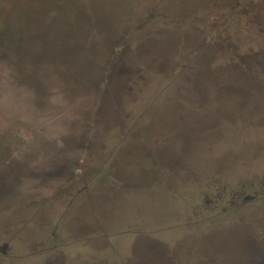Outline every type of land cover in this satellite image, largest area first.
I'll list each match as a JSON object with an SVG mask.
<instances>
[{"label": "rangeland", "instance_id": "374dc122", "mask_svg": "<svg viewBox=\"0 0 264 264\" xmlns=\"http://www.w3.org/2000/svg\"><path fill=\"white\" fill-rule=\"evenodd\" d=\"M163 1L165 3L156 4V7L166 9L158 10L157 14L160 12L167 18L150 23L154 28L148 35L164 37L166 31L162 30L170 28V33L178 32L182 36L180 40L183 49L171 50L168 55L170 57L168 59L172 61L171 68L152 74L144 89L139 93H133L131 102L128 100L130 104L127 103L125 109L128 114L130 112L134 114L129 125L126 124L128 115H122L121 111H118L125 126L121 134L115 124L110 123L106 127L103 123L97 125L89 123L87 129L92 142L86 140L79 145L80 148L89 151V155L85 158L88 164L90 155L96 158L105 155L106 148L101 147L102 143L106 144L105 147L111 148L108 157L114 155L128 139L145 144L146 139L141 131L139 135H134L137 128H142V122L150 116L149 112L145 113L152 107L160 108L164 104L171 105L175 101H181L182 104L179 106L182 108L174 112V117L178 118L173 119L171 128L179 125L183 133L190 135L193 139L190 144L194 146L195 152L189 159L188 176L172 185L165 195H159L176 203L171 222L183 224L181 227H174L176 231L171 235L183 242H186L187 238L182 235L189 237L187 244L182 243L180 253L188 262L202 259L198 253L195 255L184 253L188 251L187 246L191 248V245L192 248L200 245L202 248L208 246L217 248L226 244L237 252L241 250L244 252L252 245L253 239L256 242L259 240L257 236L264 235V0ZM136 7L138 6L129 7L127 10V15L133 21H136L141 13L140 8ZM189 32L198 40L192 46L190 53L186 54ZM133 44L130 42L131 46ZM75 49L76 41L74 51ZM117 51L113 53L114 51L111 50L99 56L94 64L97 69L94 77L95 94L102 103L99 109L100 118L107 114V105L111 102V89L116 82L113 78L116 77L117 67L126 57L121 46ZM203 54L209 59V68L215 70L226 68L227 73L224 71L222 73L221 70L217 73L228 83L227 86H222L208 81V78L207 81L203 79L200 92L194 95L192 90L188 91V88H183L181 84H186L189 68L194 66L196 59ZM74 55L61 58L56 53L55 59L66 68L67 72L74 73L76 78L77 75H85L86 72L83 71L84 63L77 61L81 60L78 59L81 57ZM32 62L34 74H39L45 60L36 58ZM29 82L27 81L26 84L28 85ZM223 91L225 92L222 93ZM218 94L222 100L218 98ZM188 96L191 99L199 97L198 100L195 99L198 103L195 107L199 109L192 108L193 110L187 111L184 115V106L190 105L184 102V100L188 102L186 99ZM140 103H144L142 108H139ZM184 116V120H181ZM204 117H207V122L203 121ZM18 127L21 132L16 131ZM14 129L17 150L33 143L35 136L33 134H36L34 127L19 123ZM103 135L107 142L101 141L100 137ZM109 162L107 159L102 167L108 166ZM87 164L82 167H86ZM81 169V166L74 165V162L65 167L58 165L51 174L49 173V177L46 175L48 181L40 183L41 187L36 196H32L33 206L37 204V207H45L46 205L38 202L43 199L54 203L56 200L74 197L77 190V196L83 197L89 189H94L95 185L100 187L99 181L104 174L101 168L91 178L83 176ZM153 188H145L143 195L157 197V194L153 193ZM121 196L139 197L129 191ZM121 196L115 197L121 198ZM245 196L247 198L240 202ZM205 200L208 202L205 203ZM27 202L24 198L20 200L21 204ZM129 207L128 212H134L129 210ZM64 210L65 206L57 207L56 213L58 211L59 214H64ZM52 220L49 225L44 226L46 231L39 236L37 234L32 240L33 245L47 246L48 243L56 244L55 241L62 239V236L57 238L54 234L59 218L55 217ZM185 221L190 223L187 224ZM39 225L38 222H34L30 227L38 233ZM134 226H136L135 222H131L124 230L129 233L134 230ZM151 229L147 231L150 232ZM152 234L165 238V234L161 231ZM101 235L104 236L103 233ZM4 242L11 246L17 245L13 240L0 234V246ZM155 243L156 241L151 237L141 236L136 239L135 248L144 252ZM109 250L111 251L112 248ZM247 258L246 254L241 253L237 263L246 262Z\"/></svg>", "mask_w": 264, "mask_h": 264}, {"label": "water", "instance_id": "95a60500", "mask_svg": "<svg viewBox=\"0 0 264 264\" xmlns=\"http://www.w3.org/2000/svg\"><path fill=\"white\" fill-rule=\"evenodd\" d=\"M131 27L134 28L133 31H125L122 25L111 26L106 31V35L109 36L119 33L117 35L121 36L119 45L126 57L116 69V77L113 78L116 82L110 95L111 102L107 105V114L103 118L99 116L102 103L95 94L94 77L97 69L94 64L99 56L108 52L106 45L104 48H98L96 39H90L86 46L81 44L77 47L81 52L86 49L88 53L86 56L81 55L82 59L78 58L83 61L77 60L84 63L83 71L86 74H79L76 78L74 73L67 72L56 59L51 60L56 56V52L52 57L42 55V51H39L40 45L35 41L28 44V53L26 52L23 58L19 59L17 55L10 53L8 59L0 60V234L17 243L14 246L24 249L38 247L33 245L32 240L37 234L39 236L45 232L44 226L49 225L52 219L57 217L59 223L54 232L57 238L68 236L74 240H83V246L90 249L86 250L83 247L85 251H91L96 247L109 250L105 235L117 222L108 214L114 213L112 208L107 209L101 205L93 208L94 212L78 208L62 216L58 211L56 213V208L60 205L49 203L45 204V207H37V204L33 206L32 196H36L41 187L40 183L48 181L47 176L58 165L65 167L74 162V165L81 166V174L88 178L101 168L104 174L99 181L100 187L95 185L94 189H89L83 196L93 198L97 204L103 199H116L118 198L116 195L121 196L128 191L139 197L121 196L122 199H163L164 197L159 195H165L172 185L183 181L190 173L189 159L195 152L194 146L190 144L193 139L183 133L179 125L171 128L173 119L178 118L174 117V112L182 108L179 106L182 104L181 101H175L171 105L164 104L160 108L152 107L145 113L149 112L150 116L134 134L137 136L141 131L146 139L145 144L128 139L109 158L111 148L105 147L106 144L102 143L101 147L106 148L105 155L102 154L100 158L90 155L89 163H86L85 158L89 151L80 148L79 144L86 140L92 142L87 124L103 123L106 127L110 123L115 124L121 134L125 126L118 111H121L122 115H128L126 124L129 125L134 114L132 112L128 114L125 109L126 105L130 104L128 100H131L133 93H139L144 89L152 74L171 68L172 61L168 59L171 50L183 49L180 40L182 36L178 32L170 33V28L162 30L166 31V36L161 37L148 35L154 28L151 24L147 26V23L140 24L137 20H132ZM101 36L103 35H98ZM187 40L188 47L187 50L184 49L186 54L190 53L198 39L189 32ZM130 42L134 44L131 46ZM57 54L64 58L62 53ZM36 58L45 60L39 74L33 72L32 61ZM208 60L205 54L197 58L195 65L189 68L186 84H181L183 88H188V91L192 90L194 95L200 92L203 79L207 81L208 78V81H213L217 85L227 86V80L220 78L217 73L218 70L227 73L226 68L211 69L208 67ZM39 75L41 76L36 78ZM27 81H30L28 85ZM189 96L186 98L188 102L186 100L184 102L191 106H184V115L187 111L193 110L192 108L199 109L195 107L199 97L191 99ZM142 106L144 103H140L139 108ZM184 118L185 116L181 120ZM203 121L207 122V117H204ZM19 123L34 127L36 134H33L35 136L30 146L17 150L14 127ZM100 139L106 141L104 135ZM106 158L110 161L109 165L102 167L107 161ZM85 164L87 166L83 168ZM150 187H154L153 193L155 192L157 197L143 195L144 190ZM21 197L28 202L21 204ZM172 202L174 203L173 200ZM34 222L40 224L38 233L30 227ZM96 231L100 234L102 232L104 236L89 238L92 237V232ZM0 247L4 250L12 248L5 242Z\"/></svg>", "mask_w": 264, "mask_h": 264}, {"label": "flooded vegetation", "instance_id": "af4514ba", "mask_svg": "<svg viewBox=\"0 0 264 264\" xmlns=\"http://www.w3.org/2000/svg\"><path fill=\"white\" fill-rule=\"evenodd\" d=\"M76 169L78 170V167ZM77 193L78 190L74 197L56 200L54 203L44 199L38 202L44 205L52 203L65 206L62 216L70 210L76 211L78 208H84L88 211H93V208L101 207V205L107 209L112 208L114 213L108 214L111 219L117 222L111 226L109 233L105 235L109 247L112 248L111 251L97 247L91 251H85L86 247L83 246V240H74V238L62 236V239L60 238L58 242L55 241L56 244H50L48 242L53 241H48L47 246H38L32 249L12 246V248L4 250L0 247V264H264L262 260L264 259L263 234L257 236L259 238V240L257 239L258 241L254 242L255 240L253 239L252 247L250 246L244 252L242 250L237 252L232 246L226 244L217 248H212L211 246L202 248L201 245L196 248H192V245L191 248L187 246L188 251L184 252L185 254L195 255L198 253L202 259L192 260V262L185 261L183 258L185 256L180 254L181 245L182 243L187 244L189 237L182 235L187 238L186 242H183L178 237L171 235V233L174 234L176 231L174 227H181L183 224H173L171 222L174 216L172 214L174 203L169 198L137 200L116 198L103 199L101 202L98 201L101 199L99 198L97 200L99 203L97 204L93 198L79 197ZM204 202L206 203L208 200ZM128 206H130L129 210H134V212H128ZM153 210L157 212L151 213ZM131 222H135L136 226H134V230L128 233L124 228ZM185 223L189 224L190 221H185ZM148 229H151L150 232L147 231ZM156 231L163 232L165 238L152 234ZM97 233L99 232H92V237L89 238H98L97 236L101 234ZM141 236L151 237L156 243L148 250L145 249L146 251L141 252L135 248L136 239ZM111 237L112 239H110ZM241 253L246 254L248 260L243 263H237V258H239Z\"/></svg>", "mask_w": 264, "mask_h": 264}, {"label": "trees", "instance_id": "16d2710c", "mask_svg": "<svg viewBox=\"0 0 264 264\" xmlns=\"http://www.w3.org/2000/svg\"><path fill=\"white\" fill-rule=\"evenodd\" d=\"M161 2L165 3L163 0H145V3L143 0H0V60L8 59L10 53L23 58L28 44L34 41L40 45L41 54L48 57L55 52L62 53L64 58L75 52L77 56H86L88 51L85 49L83 53L77 47L86 46L92 38L97 40L99 49L106 45L108 53L111 50L115 53L121 36H117L118 32L106 35L107 29L122 25L125 31H133L127 10L135 6L141 10L137 18L140 24L148 26L164 20L167 16L157 14L156 4ZM100 34L103 36L98 37ZM16 131L21 132L20 127Z\"/></svg>", "mask_w": 264, "mask_h": 264}]
</instances>
